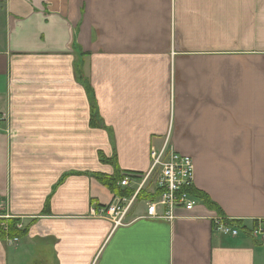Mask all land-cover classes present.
Listing matches in <instances>:
<instances>
[{"label": "crops", "instance_id": "crops-1", "mask_svg": "<svg viewBox=\"0 0 264 264\" xmlns=\"http://www.w3.org/2000/svg\"><path fill=\"white\" fill-rule=\"evenodd\" d=\"M167 137L210 204L93 216ZM0 201V264H264V0H0Z\"/></svg>", "mask_w": 264, "mask_h": 264}, {"label": "built area", "instance_id": "built-area-1", "mask_svg": "<svg viewBox=\"0 0 264 264\" xmlns=\"http://www.w3.org/2000/svg\"><path fill=\"white\" fill-rule=\"evenodd\" d=\"M124 175V179L119 183L120 187H130L131 179H136L139 183L133 194L129 198L117 197L110 205L93 212L97 217L111 221L115 228L128 225L124 221L130 216L136 203L143 202L146 205L145 214L139 218L173 220L179 212L193 211L199 201L189 192V189H194L193 161L190 157L175 152L169 144V137L160 148H151L150 168L145 174ZM152 185H155L154 192L150 191ZM142 191L155 196V199L138 201ZM2 210L3 204L0 201L1 227L7 231L10 215L2 214ZM230 221L233 220L216 219L217 230L226 236H239L240 229L229 225L227 222ZM18 228L21 229L22 226L18 225ZM260 233L262 230H256L252 235ZM10 240L12 244L17 242L18 238Z\"/></svg>", "mask_w": 264, "mask_h": 264}, {"label": "trees", "instance_id": "trees-1", "mask_svg": "<svg viewBox=\"0 0 264 264\" xmlns=\"http://www.w3.org/2000/svg\"><path fill=\"white\" fill-rule=\"evenodd\" d=\"M86 85H87L88 91H90V86L88 84H86ZM100 159L103 162H106V159L102 155L100 156ZM124 174H126V175H132L129 172H125V173H123V179H124V176H125ZM106 185L109 186L110 184L107 182ZM189 192H191V194L194 195L197 199H200V200L204 201L206 204L207 203L210 204V200H208V198H206V196L204 194H202L200 192H197L193 188L192 189H189ZM120 193H121L120 194V197H122V198H124V197L129 198L133 194V192L131 190H125V193H124V190H123ZM153 199H155V196L149 195V193H147L146 191H142L139 194V196H138V201H146V200H153ZM1 223H2V221H0V239H2V240H6L7 238H8V240L15 239V238L20 239V237H22L24 235V231H21V230H19L17 228L18 222L16 220L10 219V220L7 221V225H8V230L7 231H5L1 227ZM227 223L229 225H231V226H235L238 229H240L241 233L247 231V227H245L243 225V223L240 222V221H235L234 220V221H230V222H227Z\"/></svg>", "mask_w": 264, "mask_h": 264}, {"label": "rangeland", "instance_id": "rangeland-1", "mask_svg": "<svg viewBox=\"0 0 264 264\" xmlns=\"http://www.w3.org/2000/svg\"><path fill=\"white\" fill-rule=\"evenodd\" d=\"M170 142V141H169ZM170 144V143H169ZM142 203L143 202H140V203H136L135 204V206H134V208L132 209V212H131V215L130 216H128L126 219H125V224H129L130 222H132L133 220H131L132 219V215L135 213V211H136V208L138 207V206H141L142 205ZM143 205H145V203L143 204ZM144 208H146V205H145V207ZM2 214H4L3 212H1ZM92 215L93 216H96V215H94V213L92 212ZM108 220V219H107ZM0 221H2V220H0ZM109 221V220H108ZM111 222V221H110ZM32 262H30L29 264H31ZM53 263V261H48V264H52Z\"/></svg>", "mask_w": 264, "mask_h": 264}]
</instances>
